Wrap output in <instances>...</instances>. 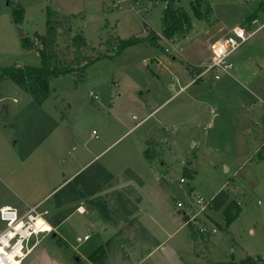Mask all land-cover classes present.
Masks as SVG:
<instances>
[{
	"label": "rangeland",
	"instance_id": "obj_1",
	"mask_svg": "<svg viewBox=\"0 0 264 264\" xmlns=\"http://www.w3.org/2000/svg\"><path fill=\"white\" fill-rule=\"evenodd\" d=\"M18 5L25 11L21 25L13 22ZM166 7L148 0H0V69L41 66L39 52L22 40L41 47L36 35L46 34L48 11L61 24L62 58H75L73 38L81 34L88 42L83 55L96 59L85 81L60 76L45 99L10 79L0 86V207L21 199L35 206L53 192L42 202L44 219L53 224L70 216L60 228L49 225L52 233L38 237L24 264H75L79 257L89 263L107 240L106 264H132L157 245L139 221L141 204L163 245L140 264L264 258V27L233 54L231 74L192 83L209 63L212 44L249 25L255 13L252 31L264 25V0H179L177 12L191 23L171 38L163 35ZM150 30L160 35L159 48L136 45L114 54L115 39ZM147 140L157 141L151 150L162 154L152 168L143 154ZM222 190L235 193L226 205L239 201V217L228 225L226 208L213 204L211 219L222 228L212 248L211 241L194 242L192 226L176 214L178 203L211 200ZM5 226L0 219V231Z\"/></svg>",
	"mask_w": 264,
	"mask_h": 264
},
{
	"label": "trees",
	"instance_id": "obj_2",
	"mask_svg": "<svg viewBox=\"0 0 264 264\" xmlns=\"http://www.w3.org/2000/svg\"><path fill=\"white\" fill-rule=\"evenodd\" d=\"M153 3H166L167 7L163 14V24L164 31L163 35L171 38L175 35L183 26V24L191 23V17L187 13H179L176 9V3L179 0H148ZM262 6L260 7V10ZM183 12V11H181ZM13 22L16 25H21L24 22L25 11L24 9L18 5L14 6L13 11ZM257 13L249 16L245 23L249 25L252 24L254 20H256ZM57 16H53L51 11H48V19H47V32L45 35H36V38L40 41L41 47H37V43L31 40L29 37L23 38V47L28 51L37 50L41 57V66L36 67H18L11 66L7 68L0 69V86L5 79H10L18 86H20L23 90H25L28 94L41 99H45L49 95V85L50 83L60 77L67 76L69 74H75L78 76V81H85L87 79L85 70L90 64H92L95 60L92 57L83 55L82 51L88 46L87 39L81 35L77 34L73 38V47L76 49L75 58L70 62L66 59L62 58L63 54L59 51V36H60V22ZM116 51L114 54L119 55L124 50L129 47L136 45H145L151 46L154 48L160 47L161 37L160 35L150 30L147 36L144 37H136L132 36L129 39H122L118 37L115 39ZM110 41L107 43L109 44ZM101 57H107L106 54H101ZM99 57V58H101ZM154 144V143H152ZM148 149L145 152V158L149 163H153L156 159L162 156V154L158 152H154L151 149V141L147 142ZM187 176L192 178V174L187 171ZM228 201V196L225 192L221 191L218 196H216L214 200V206L216 209H221L225 207V211L227 216V224H231L234 220H236L240 213L241 209L237 207L235 204L230 202L226 205ZM232 208H236V212L234 215L231 214ZM62 218L58 221V225ZM192 230V239L196 242L198 239L202 241H206L209 238L200 236L194 229ZM107 259L106 250L104 248L98 249L94 252L90 257V264H105ZM75 264H87L82 259L77 258ZM221 264H239L234 259L229 262L221 263ZM241 264H264V260L261 258H253L248 257L244 263Z\"/></svg>",
	"mask_w": 264,
	"mask_h": 264
},
{
	"label": "built area",
	"instance_id": "obj_3",
	"mask_svg": "<svg viewBox=\"0 0 264 264\" xmlns=\"http://www.w3.org/2000/svg\"><path fill=\"white\" fill-rule=\"evenodd\" d=\"M255 25H257V20H254L250 25L235 27L226 37L212 44L209 63L194 77L192 83H197L208 75L215 81H219L224 74H231L234 69L233 54L264 27L263 25L252 31V26ZM93 96L98 99L97 95L93 94ZM93 135L98 137L96 131H93ZM184 182L185 180H182V183ZM214 200L215 198L206 200L201 196H196L187 204L179 202L177 205L184 214L186 225H191L202 237L211 238L219 231L209 212L213 207ZM41 208L42 203H39L29 207L22 214L13 207L0 209V219L6 224L0 232V264H23L35 248L38 237L52 233V229L44 231L38 226L39 219L47 223L44 217L49 214L48 210L41 211ZM33 239H36V243L30 247ZM88 239L89 236H86L85 240Z\"/></svg>",
	"mask_w": 264,
	"mask_h": 264
},
{
	"label": "crops",
	"instance_id": "obj_4",
	"mask_svg": "<svg viewBox=\"0 0 264 264\" xmlns=\"http://www.w3.org/2000/svg\"><path fill=\"white\" fill-rule=\"evenodd\" d=\"M121 38V37H120ZM38 46V45H37ZM39 48V47H38ZM190 70V74H191V76H195V74L196 73H198V67H192V68H189ZM190 84H192V83H189V84H187L186 86H184V88L182 89V90H184L185 88H187L188 86H190ZM5 108L6 109H8V105H5ZM150 116H148L147 118H149ZM147 118L146 119H144L141 123H139L138 124V126L139 125H141L144 121H146L147 120ZM263 122H264V118H263ZM151 141V143H154V144H157L158 145V142L157 141H152V140H150ZM146 142V145H147V142H148V140L147 141H145ZM158 147V146H157ZM148 149V145H147V148L146 147H144L143 148V154H144V156H145V152H146V150ZM158 149V148H157ZM159 151V150H158ZM261 152V151H260ZM260 158L261 159H263L264 158V151H263V153H261L260 154ZM147 160V159H146ZM148 162V161H147ZM149 163V162H148ZM154 163V162H153ZM149 166H150V168H152V166H153V164L152 163H149ZM77 174V173H76ZM75 174V175H76ZM61 187V185L59 186V187H57V188H55L53 191L55 192L57 189H59ZM223 192H225L224 190H222ZM231 192H232V194H231ZM226 194H227V196H228V201H229V198L230 197H232L233 199H234V196H235V193L233 192V190L231 191L230 190V192H225ZM53 194V192H51L49 195H47L46 197H44L40 202H38V203H36V204H39V203H42V202H44L45 200H47V199H50V197H51V195ZM216 198V197H215ZM233 204H235L234 202H232ZM143 205L144 204H141L140 205V209H141V216H139L138 218H139V221H140V223L144 226V228L149 232V235L151 236V238H153L152 240H155L156 242H157V245L156 246H154V247H152V248H150V245H148V248H147V250L145 251V253L146 254H143V256H141V258H139V259H135V260H133L131 263L132 264H140V263H142L144 260H146V259H149L150 257L151 258H153V256L155 255V253H159V252H161L162 251V243H161V241H158V239H157V237H156V235L153 233V231H151L150 229H149V227H147V225L145 224V222H144V217H145V215H146V212L143 210L145 207H143ZM237 207H239L240 209H241V205H240V202L239 201H237V204H235ZM2 207H13V208H15V209H17V210H19V211H21V208H26V211L28 210V208L29 207H32L30 204H28L25 200H20L19 202H17V203H14V204H11V203H7V204H4L3 206H1L0 207V209L2 208ZM84 210H85V208H83V207H80L79 208V213H81V214H84ZM162 210V209H161ZM164 211V210H163ZM241 211H242V209H241ZM181 212V213H180ZM163 213H165V211L163 212ZM176 214L177 215H179L180 216V218H183V216H184V214H183V212L181 211V210H179L178 209V211H176ZM70 218V216H68V217H66V218H62V221L60 222V225H58V223L59 222H55V223H53V224H49V222H47V224H49L50 226H51V228L53 227H58V228H60V227H62L63 225H64V223L67 221V219H69ZM134 218H137V215H135L134 216ZM184 219H185V217H184ZM60 220V219H59ZM58 220V221H59ZM175 220V219H174ZM173 220V221H174ZM181 220V219H180ZM214 223L217 225V227H218V229H221L222 228V226L217 222V221H214ZM52 228V229H53ZM3 230V229H2ZM1 230V231H2ZM54 230V229H53ZM0 231V232H1ZM106 232H108V231H106ZM219 232V231H218ZM251 232H253V231H251ZM111 234L113 235V233L111 232ZM218 234V233H217ZM216 234V235H217ZM44 235V234H43ZM45 235H47V234H45ZM111 235V236H112ZM216 235L215 236H213V237H211V238H209L208 240H206V241H211L210 243H211V248H212V246H213V244H212V241H213V239L216 237ZM56 236H57V234H56ZM64 236H65V234H64ZM87 236V235H86ZM85 236V237H86ZM64 239H65V237H63ZM33 240H36V239H33ZM84 240H85V238H84ZM90 240V238L88 239V240H86V241H89ZM78 241L80 242V241H82V239L81 238H79L78 239ZM107 241H108V243H107ZM106 242H105V245L104 246H102L101 248H104L105 250H106V254H107V259H106V261L108 260V256H109V248L111 247V246H109V240H107ZM36 243V242H35ZM38 246H39V241L37 242V244H36V246H35V248L32 250V252L28 255V257L27 258H29L34 252H35V250L38 248ZM91 256V255H90ZM248 257H253V258H261V259H263L264 260V258H262V257H254V256H250V255H248L244 260H242V261H240V262H238V261H236V262H238L239 264H241V263H244L245 261H246V259L248 258ZM26 258V259H27ZM80 259H82L84 262H85V258H82V257H79ZM25 259V260H26ZM25 260H24V262H25ZM106 261H105V264H106ZM24 262H23V264H24ZM85 263H87V262H85ZM127 263H129V262H127ZM87 264H90V262L89 263H87ZM119 264H126V263H124V262H120Z\"/></svg>",
	"mask_w": 264,
	"mask_h": 264
},
{
	"label": "bare ground",
	"instance_id": "obj_5",
	"mask_svg": "<svg viewBox=\"0 0 264 264\" xmlns=\"http://www.w3.org/2000/svg\"><path fill=\"white\" fill-rule=\"evenodd\" d=\"M38 226L41 227L44 231H50L49 224L45 223L43 220H38Z\"/></svg>",
	"mask_w": 264,
	"mask_h": 264
},
{
	"label": "water",
	"instance_id": "obj_6",
	"mask_svg": "<svg viewBox=\"0 0 264 264\" xmlns=\"http://www.w3.org/2000/svg\"><path fill=\"white\" fill-rule=\"evenodd\" d=\"M53 237H56V234H53Z\"/></svg>",
	"mask_w": 264,
	"mask_h": 264
}]
</instances>
